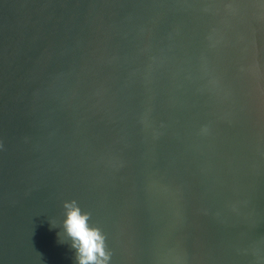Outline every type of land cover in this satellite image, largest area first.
Returning <instances> with one entry per match:
<instances>
[{"label": "water", "instance_id": "1", "mask_svg": "<svg viewBox=\"0 0 264 264\" xmlns=\"http://www.w3.org/2000/svg\"><path fill=\"white\" fill-rule=\"evenodd\" d=\"M73 201L106 264H264V0H0V264H79Z\"/></svg>", "mask_w": 264, "mask_h": 264}, {"label": "clouds", "instance_id": "2", "mask_svg": "<svg viewBox=\"0 0 264 264\" xmlns=\"http://www.w3.org/2000/svg\"><path fill=\"white\" fill-rule=\"evenodd\" d=\"M65 208L67 215L63 227L71 238L72 247L77 250L79 264H106L108 257L99 230L88 226V215L82 214L74 201L66 203Z\"/></svg>", "mask_w": 264, "mask_h": 264}]
</instances>
